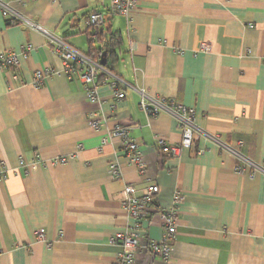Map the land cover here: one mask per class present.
Segmentation results:
<instances>
[{
	"label": "crops",
	"instance_id": "obj_1",
	"mask_svg": "<svg viewBox=\"0 0 264 264\" xmlns=\"http://www.w3.org/2000/svg\"><path fill=\"white\" fill-rule=\"evenodd\" d=\"M137 2L129 30L123 16L109 12V0L11 3L83 53L100 46L97 34L89 40L93 33L109 29L120 37L109 66L130 87L121 100L100 87L94 104L77 78L64 75L42 33L7 25L0 14V51L30 47L18 56L16 79L0 69V165L7 176L0 180V264L112 263L128 224L126 184L138 192L157 185L154 208L167 207L174 192L183 195L168 264H264V173H239V159L204 136H217L264 170V0ZM92 12L105 14L96 31ZM203 42L207 53L199 51ZM44 70L50 75L33 86L34 73ZM136 87L193 109L199 133L179 157L158 154V141L176 146L181 133L169 114L148 118L140 110ZM116 126L130 128L144 173L127 163L110 134ZM113 161L118 178L109 175ZM38 229L44 241L36 239ZM138 234L141 244L158 241L161 224L143 222ZM134 264L164 263L139 250Z\"/></svg>",
	"mask_w": 264,
	"mask_h": 264
},
{
	"label": "built area",
	"instance_id": "obj_2",
	"mask_svg": "<svg viewBox=\"0 0 264 264\" xmlns=\"http://www.w3.org/2000/svg\"><path fill=\"white\" fill-rule=\"evenodd\" d=\"M38 0H0V14L5 23L10 26H22L33 29L43 34L50 46L52 52L60 58L62 72L69 79L77 78L84 86L85 96L91 104L100 101V87H107L112 95L121 100L124 98V91L130 87L119 76L108 71L100 63V59L91 58L74 47L70 46L65 40L55 36L53 33L45 30L39 24L34 23L26 17L18 9L14 8L11 3H16L18 7H24L28 3ZM109 12L114 15L123 16L126 20L127 29L129 30L132 23L131 13L137 9V0H109ZM105 14L100 12H92L89 15V23L91 28H98L104 23ZM94 31V30H93ZM92 34V33H91ZM97 33L89 35V40L93 41ZM210 46L203 42L199 45V51L203 53L209 52ZM30 47H21L19 54L12 50L0 51V69H10L14 74L13 78H17L16 71L19 66L18 56L25 57ZM49 70L36 71L32 78V85L38 87L42 80L50 75ZM56 74V73H53ZM139 94V108L148 117H154L160 113L169 114L175 121L178 130L181 133V139L178 145L168 146L164 141H158V154L163 157L180 156L183 149L190 148L195 133H199L194 121V111L186 105L172 100L160 97H151L142 87H136ZM94 129L98 128V122L90 123ZM129 127L116 126L110 134L117 137L122 145V151L125 155L127 163L135 166L139 173H144L146 164L142 159L141 151L133 139L129 136ZM208 140L212 141L219 150L233 155L241 162V173L244 168H249L252 174L256 171L264 173L261 165L241 157L235 149L222 143L217 136L204 135ZM241 143H239L240 145ZM60 159L59 162H65ZM58 162V161H57ZM109 175L111 178H118L120 170L117 162L109 164ZM6 169L4 165H0V180L6 179ZM159 193V189L155 184H147L138 192L132 185H124L122 196V206L128 224L123 233L119 235V244L121 251L117 253L112 263L108 264H134L136 255L139 250L146 251L155 257H158L164 264L169 263L171 247L176 240L177 217L179 207L184 200L183 195L174 192L169 205L165 208H154V198ZM158 220L162 228V236L158 241L148 240L144 244L140 243L138 234L139 226L143 222ZM38 241H44L45 235L43 229H38L35 233ZM48 244L47 246H49Z\"/></svg>",
	"mask_w": 264,
	"mask_h": 264
},
{
	"label": "trees",
	"instance_id": "obj_3",
	"mask_svg": "<svg viewBox=\"0 0 264 264\" xmlns=\"http://www.w3.org/2000/svg\"><path fill=\"white\" fill-rule=\"evenodd\" d=\"M91 29L94 31L97 30V28ZM96 40L99 42L100 46L95 49H90L86 54L91 58H99L100 61L103 59L104 68L114 73L109 64L113 61V58L116 57L115 49L121 43L120 37L115 33H111L109 29H106L104 32L100 31L97 33Z\"/></svg>",
	"mask_w": 264,
	"mask_h": 264
},
{
	"label": "water",
	"instance_id": "obj_4",
	"mask_svg": "<svg viewBox=\"0 0 264 264\" xmlns=\"http://www.w3.org/2000/svg\"><path fill=\"white\" fill-rule=\"evenodd\" d=\"M100 63H101L102 65H104V61H103V59L100 61Z\"/></svg>",
	"mask_w": 264,
	"mask_h": 264
}]
</instances>
